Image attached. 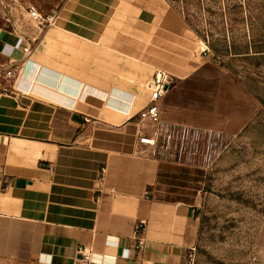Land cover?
Returning a JSON list of instances; mask_svg holds the SVG:
<instances>
[{
  "label": "crops",
  "instance_id": "crops-1",
  "mask_svg": "<svg viewBox=\"0 0 264 264\" xmlns=\"http://www.w3.org/2000/svg\"><path fill=\"white\" fill-rule=\"evenodd\" d=\"M55 11L51 27L0 26V72L13 74L0 81V264H87L80 247L89 264H187L195 206L157 189L163 161L137 117L156 75H193L204 47L166 0Z\"/></svg>",
  "mask_w": 264,
  "mask_h": 264
},
{
  "label": "rangeland",
  "instance_id": "rangeland-1",
  "mask_svg": "<svg viewBox=\"0 0 264 264\" xmlns=\"http://www.w3.org/2000/svg\"><path fill=\"white\" fill-rule=\"evenodd\" d=\"M63 1L0 0V26L36 30L31 9L45 17ZM168 3L205 55L200 70L168 83L160 123H140V138H156L148 154L163 161L157 189L195 206L187 264H264V0Z\"/></svg>",
  "mask_w": 264,
  "mask_h": 264
},
{
  "label": "built area",
  "instance_id": "built-area-1",
  "mask_svg": "<svg viewBox=\"0 0 264 264\" xmlns=\"http://www.w3.org/2000/svg\"><path fill=\"white\" fill-rule=\"evenodd\" d=\"M30 15L36 19L40 26H54L57 19V13L53 12L50 15L43 17L38 13L34 8L31 9ZM25 52H29L30 49L26 46L23 49ZM11 64H14L11 62ZM6 77H12V71L9 70L6 72ZM163 74H157L155 79L150 83L149 88L151 89L150 100L145 107V109L139 114L140 120H149L155 124L160 123L161 111H160V101L164 94L167 92L165 87L168 86V83L164 80ZM140 142L149 147H154L156 145V138L142 137ZM143 224L139 225L138 229H142ZM79 255V260L81 262L89 264L91 262L92 251L85 247H80L77 251Z\"/></svg>",
  "mask_w": 264,
  "mask_h": 264
},
{
  "label": "water",
  "instance_id": "water-1",
  "mask_svg": "<svg viewBox=\"0 0 264 264\" xmlns=\"http://www.w3.org/2000/svg\"><path fill=\"white\" fill-rule=\"evenodd\" d=\"M168 89H169V86H166V87H165V90L167 91Z\"/></svg>",
  "mask_w": 264,
  "mask_h": 264
},
{
  "label": "trees",
  "instance_id": "trees-1",
  "mask_svg": "<svg viewBox=\"0 0 264 264\" xmlns=\"http://www.w3.org/2000/svg\"><path fill=\"white\" fill-rule=\"evenodd\" d=\"M168 2V0H166Z\"/></svg>",
  "mask_w": 264,
  "mask_h": 264
}]
</instances>
